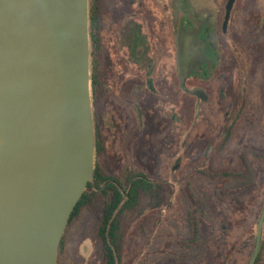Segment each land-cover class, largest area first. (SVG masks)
I'll return each mask as SVG.
<instances>
[{
    "label": "rangeland",
    "instance_id": "rangeland-1",
    "mask_svg": "<svg viewBox=\"0 0 264 264\" xmlns=\"http://www.w3.org/2000/svg\"><path fill=\"white\" fill-rule=\"evenodd\" d=\"M180 1L184 2L172 0L174 11ZM227 1L216 3L224 10ZM181 18L173 22L171 61L165 62L162 47L157 50L155 95L140 77L143 104L139 108L133 101L130 104L140 111L138 120L137 112L129 115L109 103L117 97L130 103L127 95L107 98L101 108L106 118L101 120L102 149L95 153L94 165L113 177L125 169L144 173L159 187L142 193L136 210L123 216L120 264H246L247 245L264 203L263 136L255 144L256 136L250 138L243 130L250 121L243 116L241 132L228 140L234 112L227 37L221 38L224 63L214 77L219 78V88L213 78L201 84L205 103L186 92L193 84L181 81L175 55ZM256 120L262 126L264 112ZM247 164L254 177L246 183ZM102 206L103 202H96L70 225L59 264H105L96 234Z\"/></svg>",
    "mask_w": 264,
    "mask_h": 264
},
{
    "label": "water",
    "instance_id": "water-1",
    "mask_svg": "<svg viewBox=\"0 0 264 264\" xmlns=\"http://www.w3.org/2000/svg\"><path fill=\"white\" fill-rule=\"evenodd\" d=\"M94 158L88 0H0V264H57Z\"/></svg>",
    "mask_w": 264,
    "mask_h": 264
},
{
    "label": "flooded vegetation",
    "instance_id": "flooded-vegetation-1",
    "mask_svg": "<svg viewBox=\"0 0 264 264\" xmlns=\"http://www.w3.org/2000/svg\"><path fill=\"white\" fill-rule=\"evenodd\" d=\"M217 1L184 0L180 1V8L174 11L172 0H88L90 96L96 142H99L101 122L106 118L101 108L107 98L117 94L127 95L130 103L118 97L117 101L108 102L113 107L123 108L129 115L130 112L135 114L137 111L132 110L130 104L133 101L138 108L143 104L139 89L142 75L146 80V88L155 95L153 76L156 73L157 58L160 59L157 50L162 47L165 62L171 61L173 22L179 16L182 18L181 28L176 31V66L181 81L188 83L191 80L193 84L191 90H188L187 85L186 92L203 103L208 100L201 84L210 82L221 70L224 63L221 38L227 37L231 57L229 93L233 103L231 112H234V119L227 133L228 140L241 132L239 125L244 116L246 121L247 117L250 121L246 122L243 130L250 134V138L253 137L251 135L256 136L255 144L262 135L261 145L264 144V124L261 126L256 120L258 114L264 112V0H235L226 27L224 23L229 0L224 10ZM238 15L239 20H236ZM119 76L122 82L120 85L119 82L117 84ZM214 81L219 88V78ZM117 85L120 92L115 91ZM124 112L123 118L126 116ZM138 113L140 111L137 112V120ZM254 113L255 116L252 115ZM100 144L102 145L101 142ZM101 149L102 146L97 152ZM248 165L246 183L251 182L254 177ZM94 167L102 176L113 177L107 176L96 165ZM130 172L143 174L147 178L153 186L150 193L159 189L144 173L130 169H125L121 176L115 178L124 182L125 176ZM138 204L139 202L136 208ZM263 207L264 203L256 218L254 233L247 245L249 248L245 246L248 248L246 251H249L246 264H250L255 254L257 225ZM125 214L121 216V225ZM67 230L68 228L66 232ZM64 250L65 241L59 247L57 264ZM254 264H264V222Z\"/></svg>",
    "mask_w": 264,
    "mask_h": 264
},
{
    "label": "trees",
    "instance_id": "trees-1",
    "mask_svg": "<svg viewBox=\"0 0 264 264\" xmlns=\"http://www.w3.org/2000/svg\"><path fill=\"white\" fill-rule=\"evenodd\" d=\"M101 146L100 142L95 141V153ZM152 190V184L143 174L130 172L125 176L123 182L115 177L102 176L94 167L93 179L75 206L67 228L96 202H103L96 234L101 243L105 264H120L119 252L123 239L121 216L124 213L134 212L139 196L142 193L149 194ZM65 234L60 246L64 241Z\"/></svg>",
    "mask_w": 264,
    "mask_h": 264
}]
</instances>
